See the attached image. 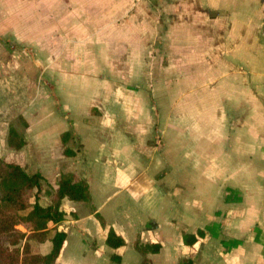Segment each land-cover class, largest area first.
Returning <instances> with one entry per match:
<instances>
[{
  "label": "crops",
  "instance_id": "1",
  "mask_svg": "<svg viewBox=\"0 0 264 264\" xmlns=\"http://www.w3.org/2000/svg\"><path fill=\"white\" fill-rule=\"evenodd\" d=\"M2 13L0 158L42 177L30 206L61 174L89 184L88 204L63 200L48 224L67 235L59 264H264V0H0ZM66 132L75 155L57 158ZM151 241L159 253L134 246Z\"/></svg>",
  "mask_w": 264,
  "mask_h": 264
},
{
  "label": "trees",
  "instance_id": "2",
  "mask_svg": "<svg viewBox=\"0 0 264 264\" xmlns=\"http://www.w3.org/2000/svg\"><path fill=\"white\" fill-rule=\"evenodd\" d=\"M21 122L22 119L20 118ZM23 126L27 125L23 122ZM73 136L66 132L61 135L63 147L56 152L57 158L73 157L75 152L67 145ZM26 144L25 139L10 125L6 137V147L11 151H20ZM42 177L39 174L28 175L24 168L17 163L0 158V264H59L60 255L66 233L55 229L48 230V224L61 222L65 214L61 208L63 200L88 204L90 199L88 181L76 174H61L58 188L54 192L51 203L42 207L35 195L33 206L29 204V192L39 189ZM101 226L103 219L97 216ZM203 231L195 234H185L183 244L191 247L204 239ZM30 241L44 243L50 241L51 251L47 255L35 252ZM105 243L108 247L117 249L125 245L113 229H109ZM137 251L146 254H157L161 245L151 241L141 246L135 243ZM114 264H120V256L112 255ZM182 264H193V256Z\"/></svg>",
  "mask_w": 264,
  "mask_h": 264
},
{
  "label": "rangeland",
  "instance_id": "3",
  "mask_svg": "<svg viewBox=\"0 0 264 264\" xmlns=\"http://www.w3.org/2000/svg\"><path fill=\"white\" fill-rule=\"evenodd\" d=\"M4 4H6V3H3V5ZM110 5H112V3H110ZM1 16H2V20L0 19V34H1L0 38L5 36L4 34H7V33H8V35H11L13 33L11 26L14 25L12 23V21H11V24L7 23V21L4 19V16H5L4 13H2ZM1 39H3V38H1ZM10 43H12V41L10 40V38L8 36H7V39L2 40V45L5 48L3 54L7 55L8 53H12V50H10V45H9ZM0 68H1L0 72H3L4 64H1Z\"/></svg>",
  "mask_w": 264,
  "mask_h": 264
},
{
  "label": "built area",
  "instance_id": "4",
  "mask_svg": "<svg viewBox=\"0 0 264 264\" xmlns=\"http://www.w3.org/2000/svg\"><path fill=\"white\" fill-rule=\"evenodd\" d=\"M261 38L262 40L264 41V22H263V25H262V29H261Z\"/></svg>",
  "mask_w": 264,
  "mask_h": 264
}]
</instances>
